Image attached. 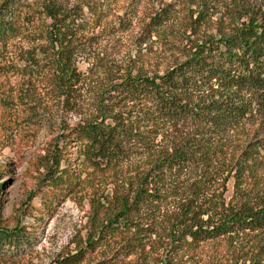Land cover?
<instances>
[{"label": "trees", "instance_id": "16d2710c", "mask_svg": "<svg viewBox=\"0 0 264 264\" xmlns=\"http://www.w3.org/2000/svg\"><path fill=\"white\" fill-rule=\"evenodd\" d=\"M176 3L0 0V42L44 19L32 49L52 98L74 112L83 109V95L90 100L91 110L59 136L62 150L52 153L60 165L62 154L74 147L76 154L67 157L75 171L57 167L51 174L49 166L45 177L69 194L81 185L83 172L89 179L95 173L111 176L110 192L93 190L90 196L96 221L84 245L59 264H81L87 253L126 232L128 254L139 264H150L149 252L157 247L194 256L196 249H217L240 234L253 243L237 258L264 264V188L244 187L264 148V9L246 5L241 14H222L214 32L203 34L207 0L187 11L180 27L172 23ZM127 32L135 35L134 54L121 74L100 51L86 72L79 70L92 38ZM158 41L167 47L166 58L154 53ZM150 58L152 70L136 68ZM231 177L233 193L227 197ZM170 197L181 204L166 217ZM23 234L19 225L0 224V248L17 244Z\"/></svg>", "mask_w": 264, "mask_h": 264}, {"label": "rangeland", "instance_id": "374dc122", "mask_svg": "<svg viewBox=\"0 0 264 264\" xmlns=\"http://www.w3.org/2000/svg\"><path fill=\"white\" fill-rule=\"evenodd\" d=\"M175 1L177 13L173 14L175 22L172 25L180 27L186 19V12L197 10L200 0ZM246 5L264 9V0H207L209 22L207 26L202 25V33H213L217 17L241 14ZM32 6L37 8L34 2ZM43 20H32L16 39L0 42V224L5 229L19 225L24 231L17 244L0 248V264H59L60 258L73 254L78 246L84 245L87 233L96 221L93 220L95 211L90 206L93 190L110 192L112 187L111 176L104 178V175L95 173L96 178L89 179L83 172L77 191L59 193L45 177L49 166L51 174L57 167L75 171L73 159L67 157L76 154L74 147L70 146V151L62 154L65 158L60 165L52 153L62 150L59 136L78 122L84 112L90 111L91 106L86 95L82 96L83 109L77 112L62 109L52 98L37 62H41L39 55L32 49L37 43L32 38L41 32ZM134 36L129 32L111 38L95 36L92 38L94 44L79 57V70L86 72L100 51L105 63L121 74L129 54H134ZM159 44L160 41L153 44L154 53L166 58L167 47ZM145 51L150 52L149 49ZM153 61L150 58L139 62L136 68L152 70ZM252 169V176L246 177L244 187L264 188V148ZM178 178H183L181 172ZM226 186L225 195L230 197L234 187L232 177ZM180 204V198H168L163 214L166 217L173 215ZM159 217L161 220L162 216ZM98 218L105 222L106 215L101 213ZM229 240L230 243H223L217 249H213V245L196 249L194 256L179 249L165 253V249L157 247L156 252H149L148 261L150 264H231L238 259V263L243 264V259L237 257L252 246L253 239L240 234ZM128 241L131 240L127 232L117 233L93 253H87L81 264H139L140 260L134 254H128L130 247L125 246Z\"/></svg>", "mask_w": 264, "mask_h": 264}]
</instances>
